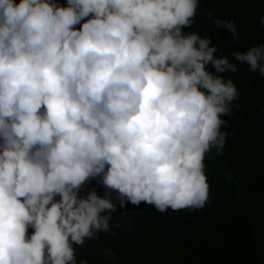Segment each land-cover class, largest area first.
Listing matches in <instances>:
<instances>
[{"label":"clouds","instance_id":"1","mask_svg":"<svg viewBox=\"0 0 264 264\" xmlns=\"http://www.w3.org/2000/svg\"><path fill=\"white\" fill-rule=\"evenodd\" d=\"M198 7L0 0V264H89L76 247L110 232L125 202L205 205V157L238 108L224 74L264 77V43L214 55L211 37L186 31ZM208 16L238 39L235 20ZM90 180L103 195L82 191Z\"/></svg>","mask_w":264,"mask_h":264},{"label":"trees","instance_id":"2","mask_svg":"<svg viewBox=\"0 0 264 264\" xmlns=\"http://www.w3.org/2000/svg\"><path fill=\"white\" fill-rule=\"evenodd\" d=\"M210 12L235 20L238 39L214 26ZM261 14L264 0H199L186 31L211 37L218 49L214 55L231 59L233 51L264 43V29L257 22ZM236 67L235 73L224 75L236 84L239 96L233 104L238 108L222 117L227 121L222 131L228 133L223 151L205 157L210 186L205 205L160 213L144 202H125L112 214L110 232L76 247L78 259L89 264H264V77L246 64ZM93 188L104 194L96 180L82 191Z\"/></svg>","mask_w":264,"mask_h":264},{"label":"rangeland","instance_id":"3","mask_svg":"<svg viewBox=\"0 0 264 264\" xmlns=\"http://www.w3.org/2000/svg\"><path fill=\"white\" fill-rule=\"evenodd\" d=\"M106 256L109 257V258H111V255L109 253H106Z\"/></svg>","mask_w":264,"mask_h":264}]
</instances>
